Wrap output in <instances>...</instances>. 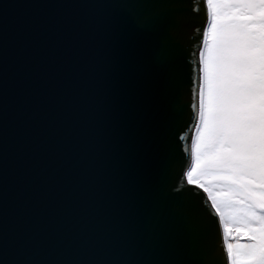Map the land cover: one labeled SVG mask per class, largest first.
<instances>
[{
    "label": "water",
    "instance_id": "95a60500",
    "mask_svg": "<svg viewBox=\"0 0 264 264\" xmlns=\"http://www.w3.org/2000/svg\"><path fill=\"white\" fill-rule=\"evenodd\" d=\"M208 24L207 0H0V264H172L188 224L230 264L187 178Z\"/></svg>",
    "mask_w": 264,
    "mask_h": 264
},
{
    "label": "rangeland",
    "instance_id": "374dc122",
    "mask_svg": "<svg viewBox=\"0 0 264 264\" xmlns=\"http://www.w3.org/2000/svg\"><path fill=\"white\" fill-rule=\"evenodd\" d=\"M208 5L202 116L189 179L206 187L232 264H264V211L256 206L264 207V0ZM235 24L247 30L242 38Z\"/></svg>",
    "mask_w": 264,
    "mask_h": 264
},
{
    "label": "snow or ice",
    "instance_id": "6c2138e0",
    "mask_svg": "<svg viewBox=\"0 0 264 264\" xmlns=\"http://www.w3.org/2000/svg\"><path fill=\"white\" fill-rule=\"evenodd\" d=\"M161 6L169 0H155ZM167 10L161 7L149 17L145 24L149 29L163 32L166 28ZM161 55H165L162 50ZM172 264H206V249L200 235L192 224L181 226L172 245Z\"/></svg>",
    "mask_w": 264,
    "mask_h": 264
},
{
    "label": "trees",
    "instance_id": "16d2710c",
    "mask_svg": "<svg viewBox=\"0 0 264 264\" xmlns=\"http://www.w3.org/2000/svg\"><path fill=\"white\" fill-rule=\"evenodd\" d=\"M241 24H235L234 25V28H235V32L238 33L239 37H240V34H241V38L243 37L242 36V33H245L247 30L243 29V26H240ZM234 30V29H233ZM237 172H242V173H247V169H236ZM239 174V173H238ZM238 176V175H237ZM251 178V176H250ZM247 179V178H246ZM240 201H242V203H245L244 205H246L247 207L249 206V203L248 202H245L244 200H242V198L240 199Z\"/></svg>",
    "mask_w": 264,
    "mask_h": 264
},
{
    "label": "bare ground",
    "instance_id": "6f19581e",
    "mask_svg": "<svg viewBox=\"0 0 264 264\" xmlns=\"http://www.w3.org/2000/svg\"><path fill=\"white\" fill-rule=\"evenodd\" d=\"M224 236H225V233H224ZM225 240H226V236H225Z\"/></svg>",
    "mask_w": 264,
    "mask_h": 264
}]
</instances>
